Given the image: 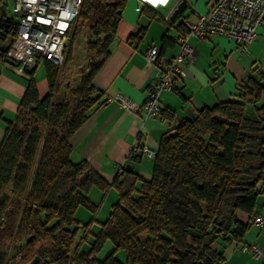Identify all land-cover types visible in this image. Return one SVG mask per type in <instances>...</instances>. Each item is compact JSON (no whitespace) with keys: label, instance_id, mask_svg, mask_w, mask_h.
I'll return each instance as SVG.
<instances>
[{"label":"trees","instance_id":"1","mask_svg":"<svg viewBox=\"0 0 264 264\" xmlns=\"http://www.w3.org/2000/svg\"><path fill=\"white\" fill-rule=\"evenodd\" d=\"M129 1L84 0L79 18L92 31L88 51L93 60L68 94L58 95L62 67L51 60H38L50 86L43 99L33 76L36 67L26 71L31 76L17 117L0 144V228L13 210L11 188L22 206L16 239L26 237L28 251L37 244L32 257L25 253V263L38 255L43 264H217L222 255L216 243L231 240L233 233L241 236L247 228L238 212L251 217L256 212L264 190V71L261 79L249 77L237 88L236 100L204 107L164 133L151 180L124 168L111 184L88 160L72 161L68 137L104 101L94 80L118 40ZM2 4L0 0V39L10 38L11 44L18 20ZM170 40L177 43V31L176 36L165 34L164 42ZM10 44L0 50L8 61ZM70 50L71 44L66 62ZM111 185L119 199L90 251L80 253L92 222L81 225L76 212L81 206L95 212L98 206L87 192L96 186L106 193ZM106 240L114 249L98 260ZM118 250L125 251L126 263L116 258ZM0 264H7L3 249Z\"/></svg>","mask_w":264,"mask_h":264},{"label":"crops","instance_id":"2","mask_svg":"<svg viewBox=\"0 0 264 264\" xmlns=\"http://www.w3.org/2000/svg\"><path fill=\"white\" fill-rule=\"evenodd\" d=\"M212 1L188 0V3L205 12ZM166 12L165 8L154 9L148 6L140 11L135 0L128 2L118 26V40L94 80L97 88L103 92L104 101L68 137L72 146V161L88 160L111 184L119 171L127 168V165L128 171H134L142 179L151 180L154 158L141 155L129 158L128 152L133 144L137 142L141 146L148 145L157 151L162 135L176 126L181 119L192 118L204 107L236 100L237 88L244 85L249 77L261 79V71H264L261 66L264 63V24L258 29L256 41L248 47L245 54L235 41L224 35H208L201 40L192 38L197 58L185 66L187 75L182 90L162 93L160 106L165 113L164 117H147L141 111L134 112L125 108L120 103V96H125L141 106L155 79L157 68L148 63L145 57L149 46L153 43L160 45L162 63L169 62L179 51L177 43L171 40L164 42V36L168 32L176 36V30L171 27L169 31L168 25L162 19ZM184 17L194 18L189 7L174 22L178 24ZM16 20L19 21L17 16ZM138 33L141 34L140 37H136ZM9 44L10 38L6 41L0 39V50ZM40 66H43V73L38 76ZM30 76L27 72H19L14 63L0 54V144L8 124L17 117ZM33 76L40 98L43 99L50 90L43 62L37 64ZM262 101L264 102V94ZM172 113L174 115L170 116ZM86 195L98 206L95 220L101 228V224L109 218L113 205L118 201L119 191L111 185L103 193L94 186ZM263 203L264 190L258 198L256 211L262 209ZM103 209L108 216L100 221ZM79 210L80 207L76 218L84 222L85 219L77 215ZM238 220L247 228L241 236L233 233L231 240L216 243V248L222 255L217 264H264V255L254 256L241 249L251 245L264 249V228H256L252 224L251 216L243 211L238 212Z\"/></svg>","mask_w":264,"mask_h":264},{"label":"built area","instance_id":"3","mask_svg":"<svg viewBox=\"0 0 264 264\" xmlns=\"http://www.w3.org/2000/svg\"><path fill=\"white\" fill-rule=\"evenodd\" d=\"M138 10L146 6L165 8L164 22L177 31L178 53L167 63L160 61L162 48L153 43L145 53L148 63L156 66L155 79L149 88L144 103L139 106L133 100L120 96V103L134 112L141 111L147 117L162 118L160 98L163 92H180L186 77L185 66L197 58L192 38L205 39L208 35H224L235 41L242 53L256 41L258 29L264 24V0H213L205 12L194 5L188 7L191 17H184L180 23L171 15L182 0H136ZM84 0H14V12L18 26L14 40L7 48V58L24 73L37 66L45 58L63 67L72 42L73 28L79 18ZM264 68V63L261 64ZM155 158L157 151L148 145L135 143L128 157L134 155ZM252 224L264 228V203L260 211L251 217ZM254 256L264 255L258 245L243 246Z\"/></svg>","mask_w":264,"mask_h":264},{"label":"rangeland","instance_id":"4","mask_svg":"<svg viewBox=\"0 0 264 264\" xmlns=\"http://www.w3.org/2000/svg\"><path fill=\"white\" fill-rule=\"evenodd\" d=\"M131 1L132 0L129 2ZM2 3L3 9L7 15L12 16L15 14L14 0H2ZM92 37L93 35L91 29L89 28V23H81L79 18L73 28V37L70 50L71 60L69 62L67 61L65 66L61 68L60 88L58 93L60 97H63L66 95V93L68 94L70 86H77L83 76L89 71V63L93 60V56L88 51V42ZM39 70L38 76L43 73V66H40ZM72 102L75 103L74 99H72ZM7 193L12 198L11 205L13 210L7 225L3 228H0V249H3L7 252V264H25V253L28 258L32 257L37 244L35 243L32 250L28 251V249L26 250V237L22 238L21 240L16 239L17 227L22 217V206L19 204L20 201L18 198H20V196L18 194L12 192L11 188L7 189ZM104 210L105 209L101 211L99 218L100 221H104V219H106L108 216V213L104 214ZM96 213L97 212H92L85 206H81L77 214L80 218L85 219L84 222L81 223L88 221L92 222L85 239L80 245V253H87L90 251L92 244L96 241V234H98L101 229L100 224L95 220ZM55 222L56 220H53V223ZM72 228H75V226H72ZM78 234L79 236L83 234L82 228H79ZM113 249L114 244L112 241L106 240L102 248L97 252V259L104 260L113 251ZM116 258L122 263H126L125 251L118 250L116 252Z\"/></svg>","mask_w":264,"mask_h":264},{"label":"water","instance_id":"5","mask_svg":"<svg viewBox=\"0 0 264 264\" xmlns=\"http://www.w3.org/2000/svg\"><path fill=\"white\" fill-rule=\"evenodd\" d=\"M187 7H188V0H182L179 3L178 7L172 13L171 19L175 20L179 15L183 14L184 11L187 9ZM126 167L128 168L129 165H127ZM25 264H43V260L38 255H36L30 261L26 262Z\"/></svg>","mask_w":264,"mask_h":264}]
</instances>
